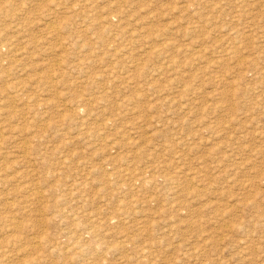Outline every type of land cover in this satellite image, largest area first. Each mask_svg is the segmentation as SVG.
Wrapping results in <instances>:
<instances>
[{
	"label": "rangeland",
	"instance_id": "obj_1",
	"mask_svg": "<svg viewBox=\"0 0 264 264\" xmlns=\"http://www.w3.org/2000/svg\"><path fill=\"white\" fill-rule=\"evenodd\" d=\"M0 142V264H264V0H0Z\"/></svg>",
	"mask_w": 264,
	"mask_h": 264
},
{
	"label": "bare ground",
	"instance_id": "obj_2",
	"mask_svg": "<svg viewBox=\"0 0 264 264\" xmlns=\"http://www.w3.org/2000/svg\"><path fill=\"white\" fill-rule=\"evenodd\" d=\"M54 28V27H53ZM54 29H56V28H54ZM53 31V30H52ZM55 31V30H54ZM27 58H28V56H27ZM27 58H24V59H27ZM18 59H20V58H18ZM22 60H23V58H22ZM21 61V60H20ZM20 61H18V62H20ZM17 62V61H16ZM22 62V61H21ZM20 62V63H21ZM20 63H19V65H20ZM17 64V63H16ZM84 65H85V63H84ZM125 81V80H124ZM1 139H3V137L1 138ZM5 139V138H4ZM2 141H5V140H2ZM1 143V142H0ZM2 143H4V142H2ZM2 145V144H1ZM138 180L140 179V178H137ZM144 182V181H143ZM96 226V225H95ZM97 231V230H96ZM100 232V231H99Z\"/></svg>",
	"mask_w": 264,
	"mask_h": 264
}]
</instances>
